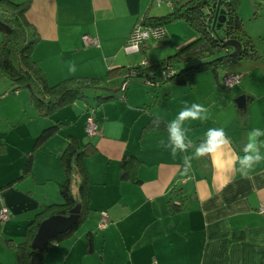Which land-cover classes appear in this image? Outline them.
Listing matches in <instances>:
<instances>
[{
	"label": "crops",
	"instance_id": "1",
	"mask_svg": "<svg viewBox=\"0 0 264 264\" xmlns=\"http://www.w3.org/2000/svg\"><path fill=\"white\" fill-rule=\"evenodd\" d=\"M28 2L26 18L39 35L31 56L43 69L47 82L55 84L68 77H85L104 86L107 94L114 96L100 102L94 100L101 109V116L93 112L101 135L93 141L86 134L85 124L84 143L76 132L61 135V125L39 147L33 148L35 138L44 127L58 119L68 124L75 121L69 120L70 115L65 116L66 108H61L77 99L55 109L49 116H39L35 111L37 116L48 120L20 132L18 140L0 135L3 144L0 149L7 151V142L19 147L23 143L24 148L20 149L25 155L24 160L14 163L10 169L0 170V187L11 182L0 189V203L9 209L8 219L0 225V264H18L14 248L8 246L6 240L19 242L26 225L43 205L61 201L59 185L65 176L60 155L69 136L76 137L81 145L89 141L96 147V151L83 160L90 211L73 234L48 247L45 264H264L261 262L264 211L258 210L261 205L264 207V162L244 176L239 164L229 163L230 153L225 149L223 153L193 160L192 170L185 176L181 175L182 157L193 154L194 149L172 158L170 149L161 146L162 140L167 142L168 122L175 118L184 102L200 103L209 109V119L187 121L189 138L199 144L209 128L223 127L231 140V149L242 155L249 131L254 127L264 129V53L257 59H242L220 71V76L242 74L229 92L221 89L225 87L213 72L204 70L191 75L186 84L171 80L151 86L136 79L151 90H143L146 96L140 99L133 94L135 89L130 90V79L121 92L119 87L125 70L143 60L154 63L166 58L192 40L195 32L175 46L182 40L171 29L166 30L164 40L169 37L174 43L166 52L158 42L153 45L151 41L143 50L134 49L126 39L143 13L158 11L155 0ZM84 35L95 37L96 43L84 45ZM70 63L76 65L75 73L68 71ZM176 63L172 65L174 70L187 64ZM112 81L116 84L110 85ZM241 97L245 102L238 106ZM91 109L86 102L82 111ZM110 119L116 123L110 125ZM121 125L126 128L123 130ZM116 131L122 134L119 136L123 142L114 141L111 147L106 138ZM31 151L32 170L18 179L26 155ZM124 156L130 157L127 178L121 176ZM41 157L44 169L37 165ZM73 174L78 176L76 171ZM74 176L70 188L76 196L79 181L74 192ZM29 179L31 181H27ZM49 182L54 184L51 190L40 191L39 187ZM168 200L179 202L180 209L171 212ZM101 211L106 212L104 227L98 226ZM89 232L91 250L86 249ZM5 247L8 250L5 251Z\"/></svg>",
	"mask_w": 264,
	"mask_h": 264
},
{
	"label": "trees",
	"instance_id": "2",
	"mask_svg": "<svg viewBox=\"0 0 264 264\" xmlns=\"http://www.w3.org/2000/svg\"><path fill=\"white\" fill-rule=\"evenodd\" d=\"M169 1L171 9L166 14L143 13L134 23L126 43L137 42L139 49L143 50L151 39H165L167 37L165 25L177 20H184L189 24L195 31V37L164 59L147 65L140 63L128 67L119 87L121 92L124 91L131 78L141 79L151 86L171 80L179 84H186L191 75L204 70L213 72L223 87L221 77L224 74L233 73H224L220 76V71L226 70L242 59L253 60L261 56L253 39L247 34L244 23L237 12L238 0H185L178 3ZM28 7V0L21 2L0 0V76L10 80L13 85L11 91L25 89L37 114L49 116L55 109L75 99L85 101V91L89 88L105 89L104 86L85 77H68L55 84L47 82L43 69L31 56L32 48L38 41L39 35L34 25L26 18ZM140 28L149 30L150 37L148 39L143 40L139 37L138 30ZM229 41H236L240 44L237 52H234L235 47L231 46ZM174 62H187V64L174 70L172 68ZM126 74L128 75L126 76ZM113 96L111 94L104 96L95 94L93 99L100 102L113 98ZM63 124L64 122L58 119L54 124L44 127L35 138L33 148L39 147ZM95 151L96 147L91 142L88 141L81 145L76 137L69 136L60 155L65 176L64 182L59 185L61 201L43 205L26 225L23 238L19 242L14 243L10 239L6 240L7 245L14 248L15 261L18 264H45L44 256L48 247L73 234L86 220L90 211V193L83 160ZM33 159V151H31L26 155L18 179L30 174ZM129 161L130 157L128 158V156L121 159L122 178L129 176L127 170ZM75 171L79 177L76 196L70 188V181ZM10 183L2 185L0 189ZM75 205L80 206L79 217L70 229L50 239L42 250L31 247L32 238L43 219L56 214L68 215L70 209ZM168 206L171 212H175L180 209L181 204L168 200ZM91 247L92 238L89 232L86 236V249L91 250ZM261 262L264 263V249Z\"/></svg>",
	"mask_w": 264,
	"mask_h": 264
},
{
	"label": "rangeland",
	"instance_id": "3",
	"mask_svg": "<svg viewBox=\"0 0 264 264\" xmlns=\"http://www.w3.org/2000/svg\"><path fill=\"white\" fill-rule=\"evenodd\" d=\"M180 1H185V0H172V2L174 3H178ZM155 9L158 10L156 14H166L170 11L171 5L166 2H163L161 6H158ZM237 12L240 18L242 19V22L244 23V28L247 34L253 39L256 49L260 53H264V0H238L237 1ZM165 28L167 31L168 29H171V31L174 32L175 36H178L177 38L179 40H182L180 41V43H178L175 46H178L179 44L189 39L193 35V32H195L193 28L189 26V24H187L184 20H177V21L169 22L165 25ZM168 36H170L169 33H168ZM0 38H1V34H0ZM156 42H158L159 45L163 47L162 50L163 51L165 50L164 52H166V49L173 48L174 46V43L172 44L169 37H168V40H164L162 38L151 39V43H153V45ZM176 42L177 41L175 39V44ZM158 72H160V70H158ZM136 79L137 78L130 79V83L132 84V86L130 85V90L135 89L133 91V94H135L136 96H139L138 98L142 99L144 98V96H146L143 90H148L149 92H151V90H149V88H147L144 84H142L141 82H139V80H136ZM114 82L115 81H112L111 84L108 82V84L114 85L116 84ZM12 88H13V85L11 84L10 80L4 76H0V135L5 136V137L7 136L10 138V140H14V139L18 140V138L16 137L19 136L20 132H25L28 129L33 128L34 126L36 127L38 123L47 121L48 119L47 118L43 119L37 116L35 112L36 111L35 108L28 100L27 92L25 89L20 88L19 90H17V92H15V91H11ZM221 89L226 92H229L231 90V89H225V88H221ZM85 93H86L85 101L88 102V104L92 106L93 109H91L90 111L83 112L82 109L84 105L86 104V102L83 99H77L73 103H70L67 106L62 107L61 109L66 108L64 111L66 112L67 115L65 116L68 117L70 115L71 117H69V120L75 119V121L70 122L69 124L64 123L59 130V133L65 136H67L69 132H72V131L76 132L77 136H80L79 139L81 140L82 143L85 142L83 138L84 137L86 138V134L83 130L84 124L86 122V118L88 117L94 118L93 112L99 113L100 114L99 116H101V109H99V106H96V102L94 101L93 96L95 94H101L104 96L107 94V91H105L104 89L96 90V89L89 88L85 91ZM119 101H123V100H119ZM107 109L109 112H111L110 108H107ZM56 117L57 116H54V118ZM110 120H111L109 121L111 122L110 125H113L116 123V122H113L112 119ZM120 127L123 130L126 128L123 125H121ZM119 135L122 136L120 132L116 131L113 136H109L108 138H106L107 143L111 147H114V141L123 142L122 141L123 139H121ZM27 136H28V133H27ZM114 136H117V137L113 138ZM96 137L97 136H90V140L93 141L97 139ZM25 140H26V137L21 139V141H19L20 142L19 144H21ZM6 144L5 145L7 146V151L0 149V170L10 169L11 167H13L14 163L18 161L20 162L21 159H23L25 156L23 155L24 150L20 149V148H24L22 147L23 143L21 144V147H19V145H12L9 142H7ZM0 147H3V144L1 142H0ZM37 165H39V168L44 169L45 162L42 157L39 160V163L37 161ZM30 179L27 181H31ZM78 181H79L78 176H74L73 181H72L73 183L72 189L74 190V192L77 190L76 183ZM53 185H54L53 183L49 182L47 186L43 187L42 185L39 188H40V191L51 190ZM4 250L6 251L8 250V248L5 247ZM13 252H14V249H13ZM8 258H10V256H8ZM14 259H15V256H14Z\"/></svg>",
	"mask_w": 264,
	"mask_h": 264
},
{
	"label": "clouds",
	"instance_id": "4",
	"mask_svg": "<svg viewBox=\"0 0 264 264\" xmlns=\"http://www.w3.org/2000/svg\"><path fill=\"white\" fill-rule=\"evenodd\" d=\"M70 73L76 72V65H68ZM228 86L231 85L228 83ZM209 119V109L203 104L184 102V106L177 113L174 119L167 124V142L161 141V146L170 149L172 158L178 153H188L189 149H194L193 154L184 155L181 175H188L192 170L193 160L203 157H211L217 153H223L225 149L230 153L229 163L232 166L239 164L242 175L247 176L249 172L261 162H264V129L260 127L252 128L247 136V143L242 149V155L235 153L231 149V140L227 136L223 127L209 128L205 133V138L199 143L189 138L190 129L186 127L187 121H206ZM158 126V121H157Z\"/></svg>",
	"mask_w": 264,
	"mask_h": 264
},
{
	"label": "water",
	"instance_id": "5",
	"mask_svg": "<svg viewBox=\"0 0 264 264\" xmlns=\"http://www.w3.org/2000/svg\"><path fill=\"white\" fill-rule=\"evenodd\" d=\"M228 43L231 46H234V52H237L240 44L236 41H229ZM244 102L245 98L241 97L240 101H237V105L241 106ZM79 211L80 206L75 205L72 209H70L68 215L56 214L43 219L32 238L31 247L39 250L44 249L50 239L54 238L58 234L64 233L75 224L79 217Z\"/></svg>",
	"mask_w": 264,
	"mask_h": 264
},
{
	"label": "built area",
	"instance_id": "6",
	"mask_svg": "<svg viewBox=\"0 0 264 264\" xmlns=\"http://www.w3.org/2000/svg\"><path fill=\"white\" fill-rule=\"evenodd\" d=\"M163 2H166L168 4H170L169 0H155V4L157 6H160ZM139 37L141 39H148L150 37V32L148 29L143 28V29H139ZM82 41L84 43V45H93L96 43V38L95 37H90L88 35H84L82 37ZM131 44L132 47L130 48H134V49H139L138 43L137 42H133V43H128ZM128 49V48H127ZM142 65H147L149 64V62L147 60H143L141 62ZM128 74H126L127 76ZM125 76V75H124ZM242 74L241 73H233V74H224L221 77V82L222 85L229 89L232 88L241 78ZM228 83L231 85V87L228 86ZM85 131L88 134V136H97V135H101V127L100 125L95 121L94 118L92 117H88L85 123ZM1 201V200H0ZM260 212L264 211V207L263 205H261L258 209ZM9 217V209L6 205L0 203V223L4 222L6 219H8ZM106 224V212L102 211L101 212V220L99 223V227H104Z\"/></svg>",
	"mask_w": 264,
	"mask_h": 264
}]
</instances>
